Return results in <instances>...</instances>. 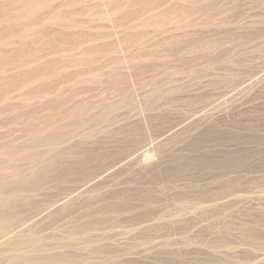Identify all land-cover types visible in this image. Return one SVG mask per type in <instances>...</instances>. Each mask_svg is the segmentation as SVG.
I'll use <instances>...</instances> for the list:
<instances>
[{"label": "rangeland", "instance_id": "obj_1", "mask_svg": "<svg viewBox=\"0 0 264 264\" xmlns=\"http://www.w3.org/2000/svg\"><path fill=\"white\" fill-rule=\"evenodd\" d=\"M0 264H264V0H0Z\"/></svg>", "mask_w": 264, "mask_h": 264}]
</instances>
